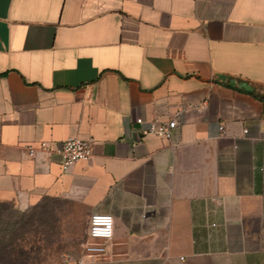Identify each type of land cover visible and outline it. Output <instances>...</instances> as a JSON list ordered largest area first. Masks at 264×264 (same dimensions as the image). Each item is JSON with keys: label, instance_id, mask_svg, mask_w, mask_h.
I'll list each match as a JSON object with an SVG mask.
<instances>
[{"label": "crops", "instance_id": "obj_1", "mask_svg": "<svg viewBox=\"0 0 264 264\" xmlns=\"http://www.w3.org/2000/svg\"><path fill=\"white\" fill-rule=\"evenodd\" d=\"M46 197L114 217L85 264H264V0H0V202Z\"/></svg>", "mask_w": 264, "mask_h": 264}, {"label": "rangeland", "instance_id": "obj_2", "mask_svg": "<svg viewBox=\"0 0 264 264\" xmlns=\"http://www.w3.org/2000/svg\"><path fill=\"white\" fill-rule=\"evenodd\" d=\"M88 226L86 209L66 199L27 209L0 203V264H66L81 253Z\"/></svg>", "mask_w": 264, "mask_h": 264}, {"label": "built area", "instance_id": "obj_3", "mask_svg": "<svg viewBox=\"0 0 264 264\" xmlns=\"http://www.w3.org/2000/svg\"><path fill=\"white\" fill-rule=\"evenodd\" d=\"M178 115L168 120L155 118L139 131L141 135H156L167 140H171L180 122ZM137 122L143 124V118H137ZM224 132V125L220 126ZM247 133L248 130H245ZM34 148H29V155L34 156ZM60 158V165L64 171H68L80 160H88L93 154V143L91 139L78 136H69L57 149ZM114 217L111 214L95 213L89 218L87 239L83 246V253L78 259L79 264L91 263L105 259L109 255V246L114 237Z\"/></svg>", "mask_w": 264, "mask_h": 264}, {"label": "trees", "instance_id": "obj_4", "mask_svg": "<svg viewBox=\"0 0 264 264\" xmlns=\"http://www.w3.org/2000/svg\"><path fill=\"white\" fill-rule=\"evenodd\" d=\"M0 203H6V202H0ZM1 247H2V246H1V244H0V249H1ZM0 262H2V260H0Z\"/></svg>", "mask_w": 264, "mask_h": 264}]
</instances>
